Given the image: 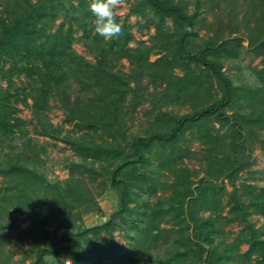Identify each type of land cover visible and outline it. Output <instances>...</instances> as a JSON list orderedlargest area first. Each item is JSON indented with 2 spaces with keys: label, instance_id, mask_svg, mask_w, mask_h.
I'll return each mask as SVG.
<instances>
[{
  "label": "trees",
  "instance_id": "obj_1",
  "mask_svg": "<svg viewBox=\"0 0 264 264\" xmlns=\"http://www.w3.org/2000/svg\"><path fill=\"white\" fill-rule=\"evenodd\" d=\"M90 2L0 0V177L7 182L0 187V264L13 253L6 259L2 251L9 207L31 221L28 232L38 244L32 264H47L45 256L54 258L49 264H63L62 253L73 264H264V231L250 222L264 217V185L253 182L251 169L254 139L264 131V0H134L132 14L154 30L150 47L140 41L134 48L125 23L123 35L110 40L95 32ZM197 30L211 35L198 37ZM153 50L162 55L150 61ZM244 52L262 65L238 68L237 74L250 71L253 88L222 71L223 63L240 64ZM121 60L128 61V74L114 71ZM177 103L192 111L170 113ZM19 104L32 110L34 121L19 118ZM56 104L70 131L45 115ZM144 104L152 121L144 136L129 138ZM27 124L81 161L69 165L64 181L41 174L31 139L13 145L26 138ZM188 134L199 141L198 152L189 149ZM186 158L203 167L195 183L196 171L179 164ZM90 170L105 178L99 185L119 193V208L103 224L77 230L82 213L98 210L86 182L87 176L95 181ZM243 173L247 178L237 185ZM159 187L170 194L161 197ZM115 218L132 232L130 255L99 237L101 230L110 233ZM55 223L65 228V246L49 241L46 228ZM233 224L242 227L233 242L215 241Z\"/></svg>",
  "mask_w": 264,
  "mask_h": 264
},
{
  "label": "rangeland",
  "instance_id": "obj_2",
  "mask_svg": "<svg viewBox=\"0 0 264 264\" xmlns=\"http://www.w3.org/2000/svg\"><path fill=\"white\" fill-rule=\"evenodd\" d=\"M134 3V0H125V3L118 7V10L116 12V17H118L117 23L126 24L130 27V32L132 33L134 39L128 44V47H136L137 42H143L146 46L150 47L152 45L151 36L154 32L153 28L150 26L147 28V18H141L136 17L132 14V5ZM61 21V18L56 21V25ZM207 21H211V17H208ZM170 24V22L168 23ZM214 33L213 31H211ZM197 36L198 37H206L208 34L204 30H197ZM79 34H75V36H79ZM208 35H211L210 33ZM244 46H246V43H243ZM74 49L84 55L83 48L78 45H73ZM162 55V52H158L157 50H153V52L150 55V61H154L158 59ZM88 59L91 60V57H88ZM241 63H223L222 71L230 76V78H235L237 76L238 80H243L244 83L248 84L249 86L255 87V79L253 76H251V73L249 70H245L247 67L249 68H255V69H261L262 65L259 58L254 57L252 54L244 52V54L241 56ZM1 66V63H0ZM245 67V69L242 71V74H237L238 68ZM121 71L124 74H128L130 72L129 63L126 60H121L118 63V66L114 69V71ZM175 72L179 75L182 74V71L180 68H176ZM22 79V78H21ZM21 81V80H20ZM146 80H144L145 82ZM235 84H239V81L234 80ZM132 85V84H131ZM0 87H4V84L0 81ZM252 87V88H253ZM220 94H218L219 96ZM28 103L31 104V101L28 100ZM51 105H53V102H50ZM59 105L56 104L55 108L50 109L46 112V116L49 119L50 123L54 126H61L64 130L70 131L72 128V125L64 123L65 117L64 112L60 109H58ZM149 105L144 104L140 108L137 109V112L135 114V119L133 121V124L130 126L128 130V137L132 138L135 136H144L145 128L148 127V122L152 121V119L147 118L144 115V111L148 109ZM18 108L20 109V113L18 114L19 118L22 120L29 122L33 119V112L30 108L23 107L21 104L18 105ZM168 111L175 115H184L187 113H190L191 106L188 104H185L183 106H180L179 103H177L174 107L168 108ZM218 127V125H216ZM26 128L28 130V134L26 138H22L18 141H16L13 145H16L18 147H21L22 143H27V140L31 139L30 145L36 147V149H39V155L37 160V165L39 170L41 171V174L46 175V180L49 182H52L55 180L57 181H64L68 177V170L69 165L71 163L79 164L81 161L77 158L76 155L72 153L68 147H65L64 144L56 141H52L50 139H46L43 137H38L33 134L32 127L27 124ZM75 135V134H72ZM185 139L189 140V149L191 151L198 152L201 148L199 141H196L195 138L191 135H186ZM255 147L253 148V154H252V160L253 164L251 165V169L255 171V180L253 181L258 186L264 185V131H260L256 135V139H254ZM98 143V141H97ZM6 151V149H3ZM2 150L0 149V155ZM156 161L152 160L151 165L156 166ZM181 167L187 168L188 170H195L196 175L192 176L191 180L195 183L198 178H201L204 176L202 165L196 162L193 159L186 158L182 160V163H179ZM96 168V166H95ZM38 171V170H37ZM91 177H94L95 181H90L87 176L86 182L88 184V188L91 191L90 197L95 202V204L98 207V210L95 213H82L81 219L77 220L76 227L77 230L81 229H90L97 227L101 224H103L105 221H107L113 214L116 213V211L119 208V193L116 190H113L109 185L103 186L99 185L103 180H105L104 177L101 176H95L94 171H89ZM140 173V171H139ZM78 174V173H77ZM97 174V173H96ZM80 176L79 174L76 176ZM86 176V175H85ZM245 178H247V175L243 173L239 180H237L236 184L239 185ZM161 183H167L168 185L171 183V178L165 180L164 178H160ZM7 185L6 179L4 177H0V187H5ZM194 187V186H193ZM225 187L227 191H230V186L226 184ZM169 190L161 191V188L159 187L158 195L161 197L168 196ZM227 197H224V201H226ZM151 202L155 201V198L152 197L150 199ZM130 208L134 207V204L129 205ZM83 210V208L79 209ZM228 214V208L226 207L223 212L222 216H226ZM206 216L207 213H202V216ZM8 221L10 224L7 228H5L1 232V237L4 239L5 245L3 251V256H5L6 259H8L7 255H10L12 253V259H8L7 264H32L36 258L37 255V249L38 244H36V239L34 234H31V232H28L29 225L31 224V221L28 220L26 215L18 214L14 211L12 207H9V210L7 212V215H5V219L3 222ZM251 223L254 225V229L262 230L264 231V217L260 216H251ZM161 227H167V226H161ZM50 233L51 236L49 237V241L53 243L54 245L57 243V245L65 246L66 241L62 239L65 235V228L61 227L59 224H50L46 228ZM242 229L241 226L237 224L229 225L225 227L226 235L224 237H218L215 239V241L219 239H224L226 242H233L235 238L239 235L240 230ZM127 229V226L121 222L119 218L114 219V223L111 226L110 233L104 229L100 231V239H103L104 242H113L115 245L119 247V251L121 255H130L132 242L130 240V235H132L130 230ZM87 238H91V234L86 235ZM35 239V240H34ZM40 247V246H39ZM247 249V245L244 243L240 246V251L244 252ZM152 253V252H151ZM155 255L152 253V256ZM61 260L63 261L64 258L68 257V254L62 253V256H60ZM1 258V257H0ZM258 260L256 256L252 257V260ZM44 261H46L47 264H49L51 261H54V258L52 256H45ZM243 264H250L245 263Z\"/></svg>",
  "mask_w": 264,
  "mask_h": 264
},
{
  "label": "clouds",
  "instance_id": "obj_3",
  "mask_svg": "<svg viewBox=\"0 0 264 264\" xmlns=\"http://www.w3.org/2000/svg\"><path fill=\"white\" fill-rule=\"evenodd\" d=\"M125 0H91L88 11L94 18L95 32L106 40L123 35V26L117 23L116 12ZM63 264H73L70 258H65Z\"/></svg>",
  "mask_w": 264,
  "mask_h": 264
}]
</instances>
